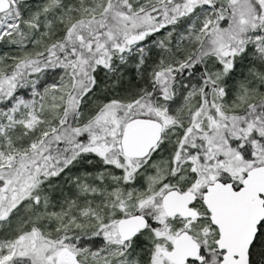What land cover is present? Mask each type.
Listing matches in <instances>:
<instances>
[{
	"label": "snow or ice",
	"instance_id": "6c2138e0",
	"mask_svg": "<svg viewBox=\"0 0 264 264\" xmlns=\"http://www.w3.org/2000/svg\"><path fill=\"white\" fill-rule=\"evenodd\" d=\"M0 264H264V0H0Z\"/></svg>",
	"mask_w": 264,
	"mask_h": 264
}]
</instances>
